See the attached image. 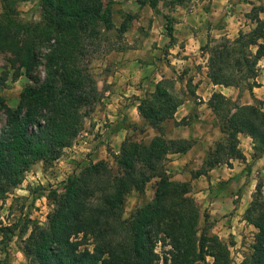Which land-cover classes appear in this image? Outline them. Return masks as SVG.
I'll return each instance as SVG.
<instances>
[{"label": "trees", "instance_id": "trees-1", "mask_svg": "<svg viewBox=\"0 0 264 264\" xmlns=\"http://www.w3.org/2000/svg\"><path fill=\"white\" fill-rule=\"evenodd\" d=\"M18 1L4 0L0 52L10 54L15 78L26 73L35 84L23 90L16 107L0 95V111L6 115L0 134V200L22 183L33 164L43 161L46 167L73 144L100 94L85 64L89 45L100 36L101 21L111 25L103 0H38L41 19L30 21L20 19ZM157 4L154 1L152 7ZM261 14L264 6L253 7L248 13L254 23L250 30H241L235 39L222 36L215 47L210 39L202 48L209 55L208 76L214 84L249 89L258 85L259 62L264 57ZM165 18L173 41L172 19ZM132 19L130 15L122 22L121 32ZM42 64L45 77L40 79L34 73ZM188 89L195 93L191 82ZM253 98L252 104L240 105L221 92L213 93L208 103L223 120L225 137L209 151L198 173L223 162L230 164L231 158L245 159L239 133L252 137L254 157L264 153V102ZM180 103L175 82L162 79L139 106L141 116L160 134L149 143L127 136L120 153L114 155L116 168L106 160L91 161L68 176L64 192L55 196L47 224L32 226L23 242L30 264H196L207 256L213 257V264H232L229 244L209 228H200V207L190 195V183L173 182L166 172L168 154L193 145V140L164 136L161 123L173 117ZM153 179H157L153 201L125 218L128 194L144 191ZM245 216L258 231L251 253L240 264H264L260 188Z\"/></svg>", "mask_w": 264, "mask_h": 264}, {"label": "crops", "instance_id": "crops-1", "mask_svg": "<svg viewBox=\"0 0 264 264\" xmlns=\"http://www.w3.org/2000/svg\"><path fill=\"white\" fill-rule=\"evenodd\" d=\"M114 4L123 10L113 11L112 21L116 27L145 5L124 31V42L100 60V85L104 94L97 126L100 125L102 136L100 145L99 140L86 143V150L93 152L86 162L106 160L116 164L114 155L120 153L127 136L149 143L160 134L141 116L139 106L159 81L171 79L180 85L179 89L175 85V89L181 103L172 118L162 121L164 136L173 140H193V145L187 151L170 152L166 172L173 182L190 183V195L198 202L201 214L207 212L213 222V231L220 237L233 234L240 241L247 234L254 239L257 229L246 219L245 213L258 187L264 189V153L253 156L252 137L238 134L245 159L231 158L230 164L223 162L206 173L198 172L209 151L225 137L218 114L208 101L214 92H221L240 105L252 104L253 97L264 102V57L259 62L258 85L242 89L213 83L208 76V54L202 48L210 39L221 36L235 39L241 30L251 29L254 24L248 13L255 6H264V0H186L174 3L171 15L153 10L145 13L150 3L144 0H114ZM165 15L172 19L173 41L164 21L160 28L155 27V21L149 28L152 18L158 22L166 20ZM146 23L148 35L142 34ZM155 45L166 46L170 52L166 59L154 56L155 52L151 51L158 50ZM188 82L194 94L189 92ZM64 161L68 170L72 166L75 168L74 162L65 159L61 163ZM67 174L58 177L64 182Z\"/></svg>", "mask_w": 264, "mask_h": 264}, {"label": "rangeland", "instance_id": "rangeland-1", "mask_svg": "<svg viewBox=\"0 0 264 264\" xmlns=\"http://www.w3.org/2000/svg\"><path fill=\"white\" fill-rule=\"evenodd\" d=\"M103 1L106 13H108L106 16L108 17L109 15L111 25H108L109 23L106 21H101L99 23L101 34L89 45L90 47L85 61V64H88L90 72L97 82L100 93L98 100L91 112L85 116L83 127L73 144L66 147L65 149L67 150H63L59 160L57 159L46 167L43 161H38L33 164L31 168L26 171L22 183L12 189L3 200H0V264H30V260L23 250V242L29 236L32 226L47 224L48 214L55 208V196L64 192L65 180L62 182V179H60L58 175L64 174L63 176H65L67 172L71 171L67 174V176H70L73 173H77L83 166L89 163L86 161L91 159L90 155L93 154V152L86 150V143L99 140L98 145H100V136H102V133L100 132V125L97 126V123L100 122V117L98 116H100V107L103 103L102 98L104 94L100 85V60L106 56L108 52L110 53V51L119 47L120 44L124 42V31L121 32L119 29L120 27H116L115 23L112 21L113 11L117 10V12H121L123 10L118 9L114 4V0ZM144 1L145 3L149 2L151 6L154 1L158 3L155 9H152L151 6L148 5L145 11L143 10L145 13L153 10L158 14L168 13L171 15L172 11L175 9L173 4L172 6H168L170 0ZM4 4V0H0V12L4 10ZM144 5L145 4H142L141 8H143ZM15 7L18 10L20 19L24 21L41 19V9L38 0H19L15 4ZM141 8L139 11L133 13V18L140 14L142 11ZM154 21L156 23V28H160L163 21L165 22L164 26L166 25L165 19H160L156 22V20L152 18L149 22V28L152 27V22ZM147 26L148 24L142 28V34L144 35H148L149 31L146 29ZM211 40V46L215 47L221 42L222 36ZM155 48L158 50H152L151 52H155L153 53L154 56L158 57L160 60L166 59L170 53L164 45H155ZM9 56L10 54L8 52H0V95L5 99L8 105L16 107L23 90L28 85H34L35 83L26 73L15 78L16 70L12 67ZM34 74L38 75L40 79L45 77L44 65H40ZM175 85L176 88H180L177 82ZM244 88L247 87L245 86ZM219 123L221 126H224L223 120L220 118ZM5 124L6 115L3 111H0V134ZM65 159L74 162V165H76L75 168L72 166L68 170V166L66 167L65 165L66 161L61 163V161ZM110 164L113 168H116V164H113L111 161ZM73 168L74 171H72ZM156 180L157 179H153L148 182L144 191L140 192L138 190H133L128 194L125 203V218L131 217L137 208L153 201L156 190ZM258 188H260L264 196V189L261 187ZM206 227L214 232L213 222L209 219L207 212L202 215L200 211V228L205 229ZM220 238L230 246L232 264H240L245 256L251 253L255 241V237L252 239V236L250 238L247 234L244 235V238L240 241L236 240L233 234ZM158 250L161 251L162 248L158 247ZM196 264H213V257L207 256L205 260L198 261Z\"/></svg>", "mask_w": 264, "mask_h": 264}]
</instances>
